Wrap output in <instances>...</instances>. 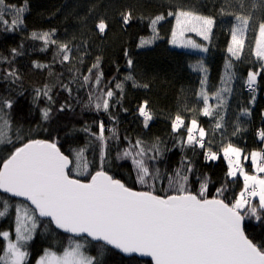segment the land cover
Instances as JSON below:
<instances>
[{
    "label": "snow or ice",
    "instance_id": "obj_1",
    "mask_svg": "<svg viewBox=\"0 0 264 264\" xmlns=\"http://www.w3.org/2000/svg\"><path fill=\"white\" fill-rule=\"evenodd\" d=\"M237 3L240 11L221 8L222 15L232 16L235 20L230 29L231 41L227 51L239 60L246 46L247 34L253 33L252 52L260 64V70L249 71L246 83L250 92L255 93L257 77L264 73V0H252L250 10L245 9L244 0H237ZM8 11L13 15L11 21L5 16ZM25 11L26 7L0 0V24L5 26L6 31L16 30L23 23ZM257 12L259 16L255 15ZM167 16L175 20L171 30L172 45L208 51L207 47L184 39V35L194 32L203 40H210L215 25L212 16L199 14L183 6L169 11ZM120 17L124 26L136 19L130 10L121 12ZM165 19V15L149 18L153 36L150 39L141 38L139 47L150 45L159 37L156 26ZM109 27L103 16L98 17L94 24L95 33L99 36H106ZM30 38L42 41L45 46L54 45L61 63L73 59L69 44L55 39L54 32H32ZM42 50H47V47ZM12 52L13 55L18 54L15 49ZM99 62L100 58L97 57L88 69L89 75L83 77L82 86H89L90 89L85 107H94L97 112H109L110 101L115 93L112 89L99 90L103 78ZM34 66L47 67L40 64ZM127 66H133L131 58L127 59ZM192 67L193 71L207 72L202 61ZM224 67L222 87L211 97L217 101V107L223 106L222 94L231 91L228 84L235 75L231 62H227ZM9 77L13 81L19 79L15 71H7L5 79ZM125 79L132 80V77L127 76ZM200 83L202 87L198 99L202 101L203 107L192 111L214 118L215 129L219 130L224 127L223 116L209 104L210 96L203 87L207 83L206 77ZM132 86L141 85L134 82ZM63 87L71 95V89L67 85ZM93 87L96 89L94 93ZM115 89L123 93L124 84L117 82ZM41 94L52 102L47 85L43 90H36L34 102ZM12 107V100L0 97V146H12L9 155L0 160V193L23 198L27 203L15 206L14 240L9 231L0 232L2 241L6 242L0 246V264H30L28 243L43 218H47L45 230L48 224H54L57 229L69 234L68 243L61 252L45 249L36 258L35 264H104L102 258L106 252L123 254L129 258L150 257L151 264H264V243L257 244L246 234L248 221H255L257 226L264 227V177L260 175L264 173V149L249 154L255 169V174H249L241 166V148L228 142L221 144L219 152L213 151L211 141L206 140L208 133L200 126L198 119L193 117L190 123H186L185 117L177 113L171 122L172 131L180 132L183 128L186 133L183 143L193 149H206L204 155L207 160H217L222 152L228 162L227 177L235 181L239 174L243 178L241 191L238 195H231L229 185L224 184L212 195L208 178H197L198 189L190 186L189 173L193 171L190 164L182 165L167 177L166 189H157V181L161 180L160 170L150 161L160 154L159 146H145L139 139L118 155L119 159L131 160L136 172L135 183L140 185V189H135L104 169L107 138L103 122L98 125V133H91L101 145V164L93 172L85 155L87 145L70 150L68 154L53 139L29 138L17 145L10 135L13 133L12 125L4 112V109ZM64 110L65 106L61 105L59 111ZM41 111L42 119L47 121L51 108ZM138 114L147 128L153 119L147 101L139 106ZM242 115L250 113L244 109ZM83 130L91 132L87 127ZM14 135L15 141L22 139L19 129L15 130ZM257 135L264 143V129ZM112 138H117L115 131ZM9 209L10 200L0 197V218L8 215ZM89 245L98 248V255L87 253Z\"/></svg>",
    "mask_w": 264,
    "mask_h": 264
},
{
    "label": "trees",
    "instance_id": "obj_2",
    "mask_svg": "<svg viewBox=\"0 0 264 264\" xmlns=\"http://www.w3.org/2000/svg\"><path fill=\"white\" fill-rule=\"evenodd\" d=\"M188 1L192 0H7L9 4L26 7L23 23L16 30L6 31L5 26L0 24V97L13 101V107L4 109V112L12 125L13 133L10 135L14 142L19 145L29 138L53 139L66 154L87 145L85 155L90 161V170L94 172L101 164V145L91 133H98V125L103 122L107 138L104 169L128 186L140 189V185L135 183L136 172L131 160L119 159L118 155L139 139L145 146H159L160 154L150 161L160 170L161 180L157 181V189H166L167 177L182 165L190 164L193 169L189 173L190 186L198 189L197 178H208L210 194L215 195L218 188L228 184L229 194L238 195L243 180L238 176L235 181L227 177L228 167L221 157L222 152L217 160L205 159L206 149H193L183 143L185 130L182 128L180 132H173L171 122L177 113L185 117L186 123L196 117L208 133L206 140L211 141L213 151L219 152L221 144L228 142L241 148L243 156L264 149V143L257 135L264 129V73L257 77L255 93L244 91L248 72L260 70V64L252 52V32L247 34L246 46L239 60L227 51L231 40L230 29L235 20L232 16L222 15L221 8L240 11L237 0H198L199 8L215 19L210 40L192 36L193 41L207 47L204 57L172 49L170 38L175 20L167 13L178 6L186 7ZM251 3L252 0H244L246 10H250ZM129 10L136 19L124 26L120 22V13ZM156 15L166 16L156 26L159 37L141 48V38L150 39L153 36L149 18ZM255 15L259 16L260 13ZM5 16L9 21L13 18L11 11L6 12ZM100 16L105 17L110 25L106 36L95 33L94 24ZM32 32H54L55 39L69 44L73 57L71 62L61 63L56 55V47L32 40ZM45 47L47 50H42ZM13 49L18 54L13 55ZM97 57L100 58L99 71L103 73L99 90L112 89L115 93L109 112H97L94 107H85L90 89L89 86H82L83 77L89 75L88 69ZM129 58L133 61L131 68L127 66ZM201 61L207 72L193 71L192 66ZM227 62L233 65L235 75L228 84L231 91L226 93L223 106L217 107L211 97L220 89ZM35 64L47 67L36 68ZM7 71H15L19 79H5ZM127 76H131L132 80H126ZM205 77L207 83L203 87L210 96L209 104L223 116L224 127L219 130L215 129L214 118L192 111L203 107L198 94L202 87L200 82ZM117 82L124 84L123 93L115 89ZM134 82L141 86L133 87ZM45 85L50 89L52 102L42 94L34 102L36 90H43ZM64 85L71 89V95L64 90ZM92 91L94 93L96 89L93 87ZM145 101L153 114L147 128L138 114L139 106ZM61 105L65 106L63 112L59 111ZM44 108H51L47 121L42 119L41 110ZM244 109L250 115H242ZM86 127L91 132H85L83 129ZM16 129L22 133V139L18 142L14 135ZM113 131L117 134L116 139L112 138ZM11 148V145L0 146V160L9 155ZM244 166L251 171L249 163ZM0 197L10 200L8 215L0 218V232L9 231L11 234L14 205L24 202L3 194ZM46 222L41 221L28 243L30 264H35L36 258L45 249L61 252L67 246L68 235L54 224H48L45 230ZM246 234L255 243H264V227L257 226L255 221L247 222ZM4 243L0 237V246ZM86 251L90 255H98V248L92 245ZM102 259L104 264L151 263L111 252H106Z\"/></svg>",
    "mask_w": 264,
    "mask_h": 264
},
{
    "label": "rangeland",
    "instance_id": "obj_3",
    "mask_svg": "<svg viewBox=\"0 0 264 264\" xmlns=\"http://www.w3.org/2000/svg\"><path fill=\"white\" fill-rule=\"evenodd\" d=\"M186 3H187L186 8H191V9L197 11L199 14L209 16L207 12H203V11L199 8V6L197 5L198 0L188 1V2H186ZM174 24H175V23H174ZM192 36H196V37L202 39L200 36L196 35V33H194V32H186L185 35H184V39H190V40H192ZM170 40H171V38H170ZM202 40H203V39H202ZM204 41H205V40H204ZM230 41H231V40H230ZM170 47H171L172 49L182 50V51H185V52H188V53H193V54H198V55H201L202 57H204V55H205V52H202V51H199V50H195V49H191V48L177 47V46L172 45L171 43H170ZM253 48H254V44H253ZM229 54H230V53H229ZM230 56H231V54H230ZM203 67H204V66H203ZM201 72H203V71H201ZM220 84H221V83H220ZM221 87H222V85H220V88H221ZM222 95H223L224 100H225V99H226V93H223ZM213 102H214L215 104H217V101H216L215 99H213ZM221 157H223V154H222V153H221ZM244 157H245V156H243V153H242V155H241V161H240V162H241V166L243 167V169H244L245 172H247V173H249V174H254V173H255V169H254L253 166H252L250 156H249L248 159H244ZM223 158H224V157H223ZM224 160H225V159H224ZM225 162L227 163V167H228V162H227V160H225ZM247 163L250 164V166H251V168H252L251 171L247 170L246 166H244V165H246ZM261 174L264 175V173H261ZM237 176L240 177V178L243 180V178H242L241 176H239V174H237ZM15 206H16V205H14V208H13V219H14L13 229H12V232H11V234H10L11 237L13 238V240H14V238H15ZM5 243H6V242H5Z\"/></svg>",
    "mask_w": 264,
    "mask_h": 264
},
{
    "label": "water",
    "instance_id": "obj_4",
    "mask_svg": "<svg viewBox=\"0 0 264 264\" xmlns=\"http://www.w3.org/2000/svg\"><path fill=\"white\" fill-rule=\"evenodd\" d=\"M0 194H3V193H0ZM3 195H5V196H8V194H3ZM9 197V196H8ZM9 198H12V199H16V200H20V201H22V202H24V203H27V202H25V201H23V198H19V197H9ZM42 220H47V218H43ZM55 226V225H54ZM60 230V229H59ZM61 232H62V230H60ZM64 233V232H63ZM64 234H66V235H69V234H67V233H64ZM123 257H125V258H129V257H126V256H124L123 254H121ZM135 257H138V258H140V259H142L143 261L144 260H149V261H151V258L150 257H140V256H135ZM151 264V263H150Z\"/></svg>",
    "mask_w": 264,
    "mask_h": 264
},
{
    "label": "built area",
    "instance_id": "obj_5",
    "mask_svg": "<svg viewBox=\"0 0 264 264\" xmlns=\"http://www.w3.org/2000/svg\"><path fill=\"white\" fill-rule=\"evenodd\" d=\"M244 91L247 92V93H252V92H250V90L248 89L247 86L244 88Z\"/></svg>",
    "mask_w": 264,
    "mask_h": 264
}]
</instances>
